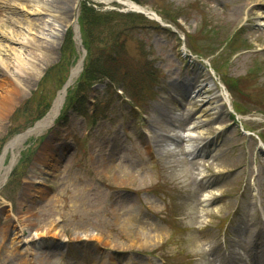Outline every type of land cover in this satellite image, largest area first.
I'll list each match as a JSON object with an SVG mask.
<instances>
[{
  "label": "rangeland",
  "instance_id": "obj_1",
  "mask_svg": "<svg viewBox=\"0 0 264 264\" xmlns=\"http://www.w3.org/2000/svg\"><path fill=\"white\" fill-rule=\"evenodd\" d=\"M125 1L73 0L69 21L52 0H0V96L2 72L21 90L0 123V156L47 114L50 107L38 117L79 61L75 27L116 73L91 81L78 103L64 100L51 126L6 154L4 165H13L0 186V264H219L233 241L229 264H254L264 229V0H139L146 15ZM83 2L109 16L91 35L79 23ZM107 33L118 35L116 53ZM48 42L55 46L45 52ZM18 58L30 84L17 78ZM194 85L202 101L192 122L203 126H171L190 151L173 155L177 144L157 145L151 123L163 104L186 117L170 95ZM216 91L220 99L208 101ZM102 141L119 153L99 170ZM117 196L132 205L116 213ZM208 196L215 200L199 201ZM205 209L212 215L197 217Z\"/></svg>",
  "mask_w": 264,
  "mask_h": 264
},
{
  "label": "bare ground",
  "instance_id": "obj_2",
  "mask_svg": "<svg viewBox=\"0 0 264 264\" xmlns=\"http://www.w3.org/2000/svg\"><path fill=\"white\" fill-rule=\"evenodd\" d=\"M235 1H237V0H235ZM72 2H73V0H52L51 5L60 14L62 20H65L66 18H68L70 21V19L73 18L72 12H71ZM125 2L127 4L129 3L127 0ZM130 7H132L135 10H141V7L137 6L135 4H131ZM253 14H254V12L248 11V15L251 16ZM75 37H77V36H75ZM53 46H55V44L53 42H48V43H45L42 48L45 49V52H49L50 50L53 49ZM82 54H83V52L81 53L80 59L77 62V64L71 69L68 80L66 81V83L64 84L62 89L58 92L55 99L52 101V103L50 105V109L47 112V114L41 120H39L31 129H29L26 133L14 137L4 147L3 152L0 156V186L4 183V179L9 174V172L11 170V166L13 165V161H11L8 164V166L4 165V159H5L6 154L9 151H13L18 146H20L22 144L23 140H25L27 137H29L31 135L40 134L41 132H43L49 126H51L53 124L55 118L57 117V114L59 113V111L62 107V103H63L64 96H65V91L67 90L68 86L74 82L75 78L77 77V75L81 69ZM16 58H17V56H16ZM18 64L20 65V66H18V69L21 71V74L18 75L17 78L22 82L23 85L30 84L31 81L33 80V75L22 70L23 69L22 68L23 60H21L20 58H18ZM1 77H2L3 81H5V83H7V86H6V89L4 91V94H2V96H0V123L5 118V114L10 109L9 101L12 100L15 96L17 97L21 92L17 83L14 80H12L9 76H7L4 72H2ZM211 91H213V90H209V92H211ZM215 93H216L215 96L209 97L208 101L211 100L212 102H214L217 99H220L221 96L219 94H217V91ZM170 100L172 101V103H174L176 105V107L178 105V107L182 106L183 109L187 108L186 110L188 111V113H187L186 117L181 118L179 120H176L175 115L170 112L169 107H167L165 104L161 105L159 107V111H158V115H159L160 119L159 120L153 119V121L151 123V126L156 131L161 132V134L159 135L160 138L157 140L156 143H158L157 145H159V142H163V141L164 142H166V141L167 142H174V144H177V146L179 148H177V151L173 152V155L177 154V153L178 154H184V153L189 154V152H186L180 146V144L183 142V139H181V137H179L177 135H170L169 129L173 125H175L179 128H184V126L188 122L193 123V127L191 130H197L199 127H201L203 125H202L201 121L192 122V120L194 119V115H195L194 111L192 110L193 99L189 100V98H186V96H184L182 93L174 92V94L170 95ZM205 115H207V114L205 113ZM193 139L195 140V138H193ZM145 144H146L147 152L150 153L151 152V143L147 140L145 142ZM211 145H212V142L203 143L200 150L201 151L204 150L207 146L209 148V147H211ZM104 150L106 151V153H104ZM97 152H98L97 156L95 157V165H96V168H98L99 170L103 169V168L108 169V168L112 167V165L114 164V160L116 159V155L119 153L118 150L115 148V146H113V144L110 143L109 141H106L105 144H104V141H102L101 147H100V149H98ZM120 177H121V175H120ZM133 177L134 176L129 175L127 179H130V182H132L131 178H133ZM120 179H122V178H120ZM127 181H129V180H127ZM129 188L132 189V187H129ZM134 191L139 192V189H136ZM127 198H128L127 196L115 197L113 209L116 213H118L119 211H122V209H124L125 207H130L132 205V203H130V202H132V199L131 198L127 199ZM213 200H215V198L213 196H208V197L202 198V200H199V201H201L203 203H208V202H211ZM146 207L148 209H150L149 206H146ZM200 214L205 215V216H211L212 212L209 209L202 210L201 212H200V210H198V212H197L198 216L197 217H199ZM262 221L264 223V219H262ZM140 230L141 231H140L139 237H141L142 239L143 238L147 239V234L144 231V229L141 228ZM15 235H17V233H15ZM254 244L256 245V251L258 253V256H256L254 259L255 260L254 264H257V263L261 264V262H263V260H264V232L263 231H260L256 235V239L254 241ZM232 245L233 246H227L228 249H226L223 252L222 258L220 259L219 264H229L230 262L233 263L234 261L235 262L237 261L235 259V255H236L235 253H237L235 251L236 247H237L236 245H238L237 241H233ZM211 262H213V261H211Z\"/></svg>",
  "mask_w": 264,
  "mask_h": 264
},
{
  "label": "trees",
  "instance_id": "obj_3",
  "mask_svg": "<svg viewBox=\"0 0 264 264\" xmlns=\"http://www.w3.org/2000/svg\"><path fill=\"white\" fill-rule=\"evenodd\" d=\"M135 2H140L139 0H133ZM107 13H100L95 11L92 7H90L86 2H83L81 5V9H80V17H79V23L81 25V28L83 30L84 28V32L87 31L88 35H91L92 30L97 29L100 30L102 29L103 25H107L109 22V16L106 15ZM237 32H235L228 40L227 44H229L228 46L231 45V42H235L238 39V34ZM108 36H110L111 42L114 45V50L113 53L117 52V48H116V40L115 38H118V35H111V33H107ZM235 36V38H234ZM88 37V36H87ZM83 43V46L85 47V49L87 50V56L85 58V62L83 64V70L81 72L80 75V81L77 85V88L75 91H67V95L65 97V102L68 103V106L70 107L73 103L75 102H79L80 98H81V94L82 92L85 93L88 89V84L93 81V80H97L99 78V76H102L103 78H111V80H113V77L115 76V74H113V66L111 63L110 58L107 56V54L105 55L104 53L106 52H96V53H92V49L94 48L93 43ZM92 48V49H91ZM68 51H64L63 54L65 55ZM108 65V66H107ZM112 66V67H110ZM58 64L52 69H57ZM47 71L44 76L48 75ZM109 72L111 73V75L109 76ZM115 80V79H114ZM120 81H123L122 79H118ZM117 81V80H116ZM118 83V81H117ZM83 95V94H82ZM78 96V97H77ZM49 107V105L44 108V110L40 113V115L38 117H40L41 115H43L45 113V111L47 110V108ZM38 119V118H37Z\"/></svg>",
  "mask_w": 264,
  "mask_h": 264
},
{
  "label": "water",
  "instance_id": "obj_4",
  "mask_svg": "<svg viewBox=\"0 0 264 264\" xmlns=\"http://www.w3.org/2000/svg\"><path fill=\"white\" fill-rule=\"evenodd\" d=\"M75 32H76V34H77V27H75ZM78 35V34H77ZM77 42L80 44V40H79V38L77 39ZM81 45V44H80Z\"/></svg>",
  "mask_w": 264,
  "mask_h": 264
}]
</instances>
